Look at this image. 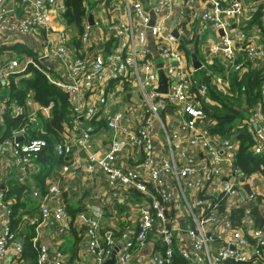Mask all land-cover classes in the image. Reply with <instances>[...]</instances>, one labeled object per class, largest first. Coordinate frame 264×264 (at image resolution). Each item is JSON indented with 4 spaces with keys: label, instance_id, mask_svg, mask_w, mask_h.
<instances>
[{
    "label": "built area",
    "instance_id": "built-area-1",
    "mask_svg": "<svg viewBox=\"0 0 264 264\" xmlns=\"http://www.w3.org/2000/svg\"><path fill=\"white\" fill-rule=\"evenodd\" d=\"M5 1L0 0V32L11 30L28 34L44 29L46 41L43 49L33 50L34 55L19 53L13 49L4 50L0 56V125L5 123L6 108H10L15 115L25 114L24 126L0 140V177L3 172V158L9 153L17 167L19 180L23 182L26 164L47 145L44 138H32L27 131L41 127V118L49 117L52 105L42 106L31 97L25 105L13 101L8 105L3 96L7 85L17 84L19 79L30 76L31 70L35 69L68 93L71 103L70 126L66 127L64 141L55 145L56 154L64 157L73 154L74 140L77 147L84 151L89 150L95 133V125L91 120L96 115L105 119V127L111 136L103 157L90 153L84 163L79 160L68 161L64 170L84 169L93 173L99 166L107 173L111 189H116L120 184L145 193L149 192L148 184L158 188L159 197L151 194L152 201L142 210L136 234V241L140 246L146 243L153 229L163 242L164 250L152 253L148 264H167L175 253L174 227L166 216V211L174 200L170 185L172 189H186L193 193V203L189 205L192 225L187 229L193 253L180 250L185 258L191 261L197 259L198 262L207 260L209 264H223L227 259L254 261L264 257L262 229L254 230L253 237L257 242L252 245L240 230L233 228L231 221L219 215L215 203L210 204L208 200L201 198V191L208 187L221 193L224 199L238 193L235 180L232 177L223 180L224 173L220 167V163L225 161L229 164L233 177L237 178L233 162L238 140L235 135L220 140L209 135L206 128H198L206 115L192 91V77L196 70L181 48V39L185 35L176 38L168 23L178 0H158L155 6L158 16L153 25H150V14L145 9L143 0H127L124 5L119 0H112L108 3L110 15L100 12L95 16L93 24L89 23L88 14L85 15L82 32L75 36L76 39H73L74 35L67 28L58 29L52 23L55 18L59 20L64 17L65 1L20 0V12L24 15L21 13L22 15L15 17L11 15ZM210 3L211 8L202 13L201 19L203 22H211L214 28L225 29L231 19L244 12L241 0H231L227 6L221 0H210ZM192 4L193 0L182 2L181 17L190 12ZM120 5L124 8L122 16L118 17ZM146 30L156 39L159 49H155V52L158 53V59L151 49L146 48ZM200 32H203L201 26L198 28L201 35ZM76 40L79 46H76ZM238 46L241 49H236ZM213 48L219 53L222 62L227 66L231 65L235 70H245L243 63H237L238 53L246 52L251 60L258 63L264 61V48L255 45L253 39L244 32L237 39L225 32L219 44ZM43 58L51 60L54 68L51 69L42 62ZM158 62L163 63V69L169 77V92L166 94L154 90L158 82ZM215 79L216 91L226 94L228 82L221 77ZM207 92L208 86L200 84L198 93L204 96ZM170 106H178L182 111L181 129L185 131L190 146L199 148L203 155L211 156V160L202 162L200 168L196 167L194 157L182 147L183 134L178 131L168 132L166 129L161 112ZM82 120L87 121L85 126H82ZM252 120L256 140L253 151L264 159V109L258 107ZM155 122L165 131L172 155L161 162L156 161L154 151ZM255 125H258V130ZM2 131L0 130V135ZM20 135L24 137L23 141L17 140ZM127 145L142 152L143 161L138 169L124 168L117 163L119 153ZM177 162L181 165L178 166ZM161 173L174 180V183L169 184ZM59 192L58 186L50 185L46 199ZM249 197L253 198L254 194L251 193ZM212 205L215 208L205 217V210ZM152 210L155 211V216ZM9 213L10 207L3 201L0 191V222H3L0 256L5 255L12 246L20 256L22 243L19 236L10 231ZM42 215L44 219L52 216L62 222L68 218L64 204H57L52 208L43 206ZM101 216L102 210L96 207L94 217L88 219L87 232L93 264H104L111 257L114 246L119 245L109 236L107 247H100L97 238ZM64 228L65 225L62 224L61 230ZM124 239L125 242L119 245L116 253L115 264H132L133 242L129 241L127 235ZM34 240L37 242V238ZM214 243L220 246L211 255L208 248ZM38 247V264H66L61 249L51 251L45 243H39Z\"/></svg>",
    "mask_w": 264,
    "mask_h": 264
},
{
    "label": "crops",
    "instance_id": "crops-1",
    "mask_svg": "<svg viewBox=\"0 0 264 264\" xmlns=\"http://www.w3.org/2000/svg\"><path fill=\"white\" fill-rule=\"evenodd\" d=\"M65 0H62L64 2ZM112 0H100L97 2V5L94 8L88 9V21L89 14L93 15V22L95 16L100 12H104L106 15H110L109 2ZM127 0H119L122 5L126 3ZM184 0H178L177 4L174 5L171 12L170 19L168 23L171 26V32L176 26L180 36L185 35V39H190L195 35V32L198 31L199 26L203 32L200 35L199 42L193 40L188 46L190 49H194L197 45L198 49L201 50V59L200 62L205 65H210L213 63L216 57H219V53H216L213 49L214 45L219 44L221 35L220 29L214 28L210 22H203L201 15L203 12L211 8L210 0H193L192 9L189 13L185 14V17H181L180 8ZM222 2L225 0H221ZM231 0H227L226 4L228 5ZM244 12L241 16L231 19L226 25V32L234 39H237L241 32L242 27L252 21L253 14L260 10L263 13L262 20L264 22V0H241ZM6 6L10 2H13L12 10H9L12 16L24 15L20 12V0H6ZM85 5L87 7V1L85 0ZM91 2H93L91 0ZM144 7L148 11V8L152 7L155 10V6L158 4V0H143ZM123 6L120 5L117 16H122ZM22 13V14H21ZM150 14V13H149ZM85 17V16H84ZM83 17V18H84ZM65 19V17H63ZM157 20V19H156ZM155 20V22H156ZM66 21V19H65ZM62 20V17L52 23L58 29L67 28L70 31L71 35L76 36L78 31L73 29L70 30V27L67 23ZM154 22V23H155ZM90 23V21H89ZM91 24V23H90ZM93 24V23H92ZM223 29V27L221 28ZM224 29V30H225ZM254 37H251L255 45L264 48L263 38L260 34V30L256 24L252 25L249 29ZM146 48L151 49L155 57L158 59V53L155 52V49H159L156 43V39L151 34L149 30H146ZM44 29H37L28 34L18 33L17 31H5L0 32V47L6 45V49H17L22 47L24 49H43L46 41ZM198 40V39H197ZM17 47V48H16ZM240 47V46H238ZM236 49H241L240 48ZM198 57V56H197ZM160 63V62H158ZM191 63V59H190ZM264 64V61H261ZM161 116L166 123V129L168 132H181L182 137V147L186 148L190 155L194 157L196 167L200 168L202 162L210 161L211 157H208V154H202L197 147H191L187 142L188 137L185 134V131L181 129L180 120L183 117L182 111L178 106H170L164 109L161 112ZM207 118H205L198 128H205L207 125ZM82 126H85L87 121L82 120ZM106 128V127H105ZM101 128L97 133L92 136L90 141V149L84 151L75 145L76 140L73 141V154L70 156L62 157L67 161L79 160L84 163L87 159V156L90 153H94L97 156L103 157L105 152L108 149L110 144V133ZM154 139H155V156L156 161L161 162L164 158L172 157L169 150V142L167 135L164 130H162L157 123L153 128ZM236 137V134H234ZM64 137L62 141H64ZM58 143V142H57ZM55 154V152H54ZM59 157V156H58ZM69 159V160H68ZM143 161V155L140 149L125 146L124 149L119 153L117 158V163L122 165L124 168L138 169ZM225 163V165H223ZM177 165L180 166L181 163L177 162ZM63 162L56 163L50 169L47 174V171L44 174H47L43 180V174L39 175L41 171L48 166H43L36 159V155L31 158V160L26 164L23 173L25 175L24 181L19 180L17 167L14 164L13 158L7 153L3 158V172L0 177V191L9 190L15 185V182L19 181L20 185H24V190L20 193V198L12 197L10 200L12 205L16 202H19L23 207L21 208L22 213H24V225L26 226V233L30 231L32 226H35L36 238L38 242L45 243L48 245L51 251L56 249H61L65 255L66 264H93L92 263V254L90 252V237L87 232L88 229V219L94 217V209L100 208L102 210V216L100 219L98 241L100 244L107 240L110 236L113 238L117 244L125 242L124 237L127 235L129 241H136V234L138 231L139 221L142 215V210L147 205V200L142 198L140 195H136L133 191H129L130 188H127L124 185H118L116 189H111L108 185V175L107 173L100 168L96 167L93 173H90L84 169L77 171L64 170ZM220 167L223 170V180H227V177H232L235 180L238 193L230 196L226 199V206L228 209L242 206L247 209L246 223L249 228H252V219L250 217V209L252 204L256 201V198H250V194L253 193L261 198V204L264 208V176L256 173L249 177H242L240 174H237V178L233 177L234 174L231 172L229 164L225 161L220 163ZM162 177L169 184H173L174 180L169 179L164 173H161ZM247 181L250 185L249 191L244 189L243 182ZM50 185L58 186L60 192L55 194L53 197L46 199L48 189ZM221 188V187H220ZM219 188V189H220ZM170 189L174 192L173 208L174 216L170 218L172 225L174 227V236H175V249L179 252L187 251L193 253L191 241L189 239L187 229L192 225L191 217L189 216V205L193 203V193L189 190L184 189L181 191L179 188ZM202 191H205V195L209 196L214 194L216 197H222L221 193L212 191L211 188H205ZM147 197H151V192H147ZM70 203L72 205L82 204L85 206L86 211L78 213L73 219L68 216L65 221H58L52 216L47 219L43 218L42 208L43 206L54 207L57 204ZM56 224H54V223ZM64 224V230H61V225ZM23 225V226H24ZM3 226V222H0V233ZM126 226L125 236L121 239L118 237H113L116 233ZM264 231V228L262 229ZM241 231V230H240ZM242 232V231H241ZM243 233V232H242ZM219 244L214 243L209 245V252L211 255H214L219 249ZM164 247L163 242L160 237L157 236L155 231L150 232L149 238L146 243L142 246L137 245L132 249L133 260L132 264H148L149 256L152 253L162 252ZM19 253L15 247H9L7 253L3 256H0V264H29L20 261ZM190 264H209L207 260L198 262L197 259L192 260ZM259 264V263H254Z\"/></svg>",
    "mask_w": 264,
    "mask_h": 264
},
{
    "label": "trees",
    "instance_id": "trees-1",
    "mask_svg": "<svg viewBox=\"0 0 264 264\" xmlns=\"http://www.w3.org/2000/svg\"><path fill=\"white\" fill-rule=\"evenodd\" d=\"M84 1L85 0H65L66 11L64 17L66 23L71 31L75 29L78 31V34L82 32L83 17L86 15L88 9L94 8L100 0H92L93 2H91V0H86L89 7L85 5ZM226 1L227 0L222 2L224 6H227ZM262 17L263 13L261 9L256 11L253 14L250 24L246 23L242 27V32L248 37H254L249 29L252 25L256 24L264 42V22ZM73 39H76V37L73 36ZM195 39L197 42L200 40V34L198 31H196L195 35L190 39H185L184 37L181 39V48L184 50L189 61L191 59V52H195L198 58L201 59V50L198 49L197 45L194 49L188 47ZM77 41L78 40L75 41L76 46H79V42ZM6 48V45L0 47V56L4 50H13ZM14 50H17L19 53L26 52L34 55L33 50L24 49L23 46ZM237 63H243L245 70H235L231 65H225L220 56L216 57L213 63L202 66L201 69L195 71L192 77V91L200 101L206 118L209 120L205 127L209 135L222 140L236 134L238 145L233 165L237 174H240L244 178L256 173L264 176V159L256 155L253 151L256 140L252 120L253 114L258 107L264 109V64L258 63L256 60H251L246 52L238 53ZM31 71L32 74L30 76L19 79L17 84L11 83L7 85L6 89L3 91V96L8 105L11 101L16 102L19 105H25L29 97L42 106L52 105L49 117L41 118V127L37 129L30 128L29 131H27V134L32 138H44L47 142V145L41 151L33 155H36V159L38 158V161L43 164L44 167L48 166L39 174H43L44 180L53 165L60 162H63L64 165L68 163L66 159L62 158L64 156L56 154L55 145L57 142L59 143L62 141L66 127L70 126L71 103L68 93L50 82L44 73L35 69H32ZM215 77H221L228 82L229 87L227 88L226 94L216 91ZM203 83L208 86V92L206 95L201 96L198 93V87ZM4 120L5 123L0 125V130H3L2 135H0V140L9 137L12 131L24 126L25 114L15 115L10 108H6ZM91 122L95 125V133L101 128H105V119L101 115H96ZM45 171H47V174H44ZM243 185L246 191L251 190L250 185L246 180L243 182ZM147 187L152 195L159 197L158 188L153 187L151 184H148ZM24 188V185H20L19 181L15 182V185L12 188L2 191L3 201L9 205L12 197L19 199L20 193ZM129 191H133L136 195L145 198L148 203L152 201V197H147V193L141 192L136 188H130ZM200 194L201 198L208 200L210 204L215 203L219 215L224 216L231 221L234 229L241 230L248 242L252 245L257 242V239L253 237V232L256 229L264 228V208L260 206V196L256 195L255 197L254 194L253 198H256V201L252 204L249 212L253 225L252 228H249L246 223V208L239 206L228 209L226 206V199L216 197L214 194L206 196L205 191H201ZM64 206L68 216L73 219L78 213L86 211L85 206L82 204L72 205L68 202L66 205L64 204ZM9 207L10 213L8 223L10 231L14 235L19 236L22 226L24 225V213L21 211L23 205L16 202L13 205L10 203ZM213 208H215L213 205L212 207H207L205 210V217L209 216L210 211ZM152 213L155 216L154 210H152ZM174 213L173 204L171 203L169 209L166 211V216L172 218ZM125 230L126 226H123V228H121L113 237L116 236L122 239L125 236ZM152 231H155V229ZM35 238V226H32L30 231L24 233L21 239L22 252L19 257L20 261L29 264H38V244L40 242H38V240L35 242ZM107 245V240H105L100 244V247L106 248ZM137 245H139L138 242L134 241L132 249ZM163 250L164 247L161 251ZM190 263V259L185 258L175 249V253L167 264ZM254 263L264 264V257H260L254 261H236L234 259H227L223 264Z\"/></svg>",
    "mask_w": 264,
    "mask_h": 264
},
{
    "label": "water",
    "instance_id": "water-1",
    "mask_svg": "<svg viewBox=\"0 0 264 264\" xmlns=\"http://www.w3.org/2000/svg\"><path fill=\"white\" fill-rule=\"evenodd\" d=\"M8 10H12L13 8V2H10L7 6ZM148 12L150 13V25H153L155 20L157 19L158 14L155 12V10L150 7L148 8ZM62 20L65 21V19L62 17ZM89 21L92 24L93 23V15L92 13L89 14ZM225 30L224 29H220V35H224L225 34ZM172 34L178 38L180 36V33L178 31V27L176 26L175 23V27L172 31ZM42 62H44L48 67H50L51 69L54 68V64L51 60H49L48 58H43ZM191 64L193 66V68L195 70H199L202 68L203 64L200 62V60L198 59L197 55L195 52H191ZM157 76H158V82L154 87V90L162 93V94H166L169 92V77L166 75L165 70L163 69V63L160 62L157 64ZM256 130L259 129L258 125H255ZM264 135V133H263ZM18 141H23L24 137L22 135H20L17 138ZM208 157L210 158L211 156L208 155ZM225 165V163L223 164ZM54 223V222H53ZM56 224V223H54ZM153 228H155V226H153ZM24 233H26V226H22L21 229V233L19 235V240L22 239ZM119 245H115L114 246V250L113 253L111 255V257L104 263V264H115L116 263V253L119 251Z\"/></svg>",
    "mask_w": 264,
    "mask_h": 264
}]
</instances>
